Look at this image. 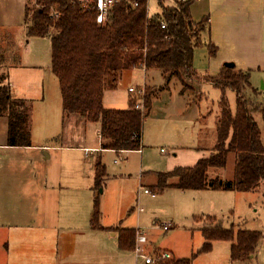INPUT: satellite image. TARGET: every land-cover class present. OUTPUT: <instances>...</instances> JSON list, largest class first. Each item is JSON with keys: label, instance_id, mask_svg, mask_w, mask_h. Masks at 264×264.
Wrapping results in <instances>:
<instances>
[{"label": "trees", "instance_id": "trees-1", "mask_svg": "<svg viewBox=\"0 0 264 264\" xmlns=\"http://www.w3.org/2000/svg\"><path fill=\"white\" fill-rule=\"evenodd\" d=\"M138 4L135 5L134 2ZM194 0H158L160 10L150 12V0L120 2L109 11L105 20L97 21L98 10L92 0H27L25 24L27 37H48L52 43L51 70L58 77L63 99V116L79 114L88 122L97 123L100 150L116 152L139 150L142 147L144 119L150 114L154 87L146 85L142 99L144 108L135 98L126 108L104 105V95L115 89L125 70L158 68L170 80L199 78L194 60L198 46L206 44L203 33L209 26L208 17L195 20ZM165 24V27H163ZM2 35H0L1 38ZM211 55L217 46L209 43ZM21 51L7 56L0 42V115L9 117L8 144L28 146L31 138L32 101L17 98L11 86L4 83L10 66L18 65ZM205 82L221 89L220 114L216 141L209 155L194 165H178L156 172L150 187L159 192L168 188L221 189L241 192L255 191L264 182V144L262 130L255 114L264 118V98L251 82L249 70L224 64L217 74L206 75ZM236 95V109L230 106L226 91ZM247 91L251 93L248 95ZM234 157L231 179L211 177L210 169H224ZM94 190H98L91 218L93 228H106L100 223L99 197L104 188L106 165L97 159ZM106 178V177H105ZM101 191V192H100ZM201 226L205 239L199 252H208L218 240L232 241L231 259L242 260L255 255L263 238L261 231L224 227L215 216L208 215ZM122 249L134 250L136 228L118 225ZM156 264H193L192 257H159Z\"/></svg>", "mask_w": 264, "mask_h": 264}, {"label": "crops", "instance_id": "crops-1", "mask_svg": "<svg viewBox=\"0 0 264 264\" xmlns=\"http://www.w3.org/2000/svg\"><path fill=\"white\" fill-rule=\"evenodd\" d=\"M26 1L0 0V35L5 30L15 32L16 37L20 31L26 32ZM195 2L196 6L191 8L194 19L199 21L208 17L209 21L203 33L205 43L207 47L209 43L217 46L216 55L210 54L216 56L209 65L211 72L217 74L227 60H233L238 68L239 63L234 58L221 59L220 56H260L253 70L264 71V0ZM51 63L52 56L50 59L20 56L18 65L10 66L8 71L2 69L7 74L4 83L11 86L13 95L32 101V144L9 145V117L0 115V264H59L60 243L57 238H62V231L83 229L87 235L93 228L91 224L82 227L80 222L93 212L95 199L91 188L94 179L87 162L90 156L99 153L100 133L98 130V143L92 144L86 131L81 130L88 122L84 117L72 114L64 118L60 82L51 70ZM246 68L239 66L241 70ZM135 69L142 70L147 79L144 68ZM145 83L130 85L129 94H123L118 105H107L104 95V105L126 108L133 95L129 88ZM177 105L173 110L181 116L163 120L166 122L162 126L157 124L162 120H153L156 124L152 130L146 124L141 149L122 153L145 154L146 147L166 142L173 150L169 158L175 165L171 169L178 165H194L209 155L201 121L182 116L193 107L192 104L183 100L179 103L181 108ZM86 149L90 152L86 153ZM187 154L191 161H180ZM96 162L91 161V164L95 166ZM55 238L58 245L54 244ZM88 251L90 248L80 253Z\"/></svg>", "mask_w": 264, "mask_h": 264}, {"label": "rangeland", "instance_id": "rangeland-1", "mask_svg": "<svg viewBox=\"0 0 264 264\" xmlns=\"http://www.w3.org/2000/svg\"><path fill=\"white\" fill-rule=\"evenodd\" d=\"M172 2L173 0H166L168 4ZM196 3L194 1L192 5L195 7ZM159 10L158 0H150V12L156 13ZM1 35V46L7 56L19 54V51H21V56L30 59H35L37 56L50 59L52 56L51 41L48 37H27L24 30L20 31L17 37L11 30H5ZM204 41L206 42V38ZM208 52L210 50L206 44L196 48L194 64L200 77L195 80H185L186 85L176 76L168 80L158 68L148 69L146 80L142 70L130 69L119 80L118 89L106 91L105 103L109 106L118 105L117 101L121 100L123 94L125 96L129 94L130 85L138 86L146 82L147 86L154 87L155 94L152 98L150 114L144 119L143 127L147 124L152 130L156 124L153 120H162L157 123L162 126L166 122L163 120L181 116L176 114L173 108L177 104L181 108L179 103L184 100L193 107L182 113V116L184 114L189 119L201 121L203 137H206L204 144L210 153L216 141L222 91L204 81L206 75L214 74L209 65H212V58L216 56H210ZM229 57L234 58L240 67L241 65L247 67L246 70L251 72V82L262 92L260 99H263L264 71L253 70L260 56H220L221 59ZM232 61L227 60L224 63ZM146 85L137 87L143 90L142 95L132 93L131 96L135 98L136 105L141 108H144L142 96L146 92ZM248 93L251 92L247 91ZM226 94L230 106L235 111V92L227 90ZM167 107L171 109H166ZM255 117L262 130L264 144V118L260 113H256ZM81 130L86 131L87 138L92 144L98 143L97 123L87 122L85 128L82 126ZM146 148L145 154L140 155L129 152L117 153L112 150L102 152L100 157L106 165L107 176L104 177V188L102 192L100 191L99 208L100 223L106 228H92L87 235L83 229L70 231L67 228L62 231V238H57L60 243V255L57 257L59 264H146V256L154 259L151 264H156L158 256L164 252L174 254L173 256L177 259L192 257L193 264H264V182L255 191L248 192L221 189L182 190L174 187L163 192L155 191L150 185L155 181L153 178L156 172L168 171L175 165L172 162L174 160L169 158L173 150L166 142L163 144L157 142L156 147ZM98 154L101 152L90 156L87 162L93 172L94 181L91 192L94 199L97 197L98 190H94L96 167L91 164V161L95 163L99 158L96 157ZM189 159L190 155L187 154L180 158V161L185 163L191 161ZM209 173L211 177L231 179L234 175V157L230 156L226 168L210 169ZM140 174L143 178H140ZM141 188H149L155 195L145 193L141 191ZM138 208H142V211ZM208 215L215 216L227 228L234 226L235 229L261 231L263 238L255 255L242 260H232V241L229 240L215 241L210 251L199 252L198 250L205 242L200 229L208 222L206 220ZM91 218L92 215L82 220L81 226L91 224ZM169 223L171 226L165 229L164 225ZM118 225L139 226L147 234L149 240L143 246V251L139 256L133 249L126 250L120 247L117 236L112 234L115 231L111 230L112 227ZM57 239L54 240L55 245H58ZM89 248L90 251L87 253H80Z\"/></svg>", "mask_w": 264, "mask_h": 264}, {"label": "built area", "instance_id": "built-area-1", "mask_svg": "<svg viewBox=\"0 0 264 264\" xmlns=\"http://www.w3.org/2000/svg\"><path fill=\"white\" fill-rule=\"evenodd\" d=\"M95 3V6L98 10V15H97V21L98 22H102L103 20H105L107 14L109 13V11L115 6V4L120 3V2H130L131 0H92ZM195 1V0H194ZM135 5H137L138 3L135 1L134 2ZM163 27H165V24H163ZM129 91L132 93H135L136 95H142L144 92L143 90H139L136 87H130ZM144 96V95H143ZM139 107V105H138ZM90 150L86 149V153H89ZM141 191L145 192V193H149L152 195H155L154 192H152L149 188H145L142 189ZM139 211H142V208H138ZM171 226V224H165L164 228L165 229H169V227ZM148 242V238L147 235L145 234V232H143L141 230V227H136V239H135V247H134V251L136 252V254L139 256L141 254V252L143 251V246L145 245V243ZM168 258V257H172V254L169 252H164L161 255L158 256V258ZM154 262V259L150 256H146L145 258V263L146 264H151Z\"/></svg>", "mask_w": 264, "mask_h": 264}, {"label": "water", "instance_id": "water-1", "mask_svg": "<svg viewBox=\"0 0 264 264\" xmlns=\"http://www.w3.org/2000/svg\"><path fill=\"white\" fill-rule=\"evenodd\" d=\"M226 64H227V65H234L233 62H227Z\"/></svg>", "mask_w": 264, "mask_h": 264}]
</instances>
